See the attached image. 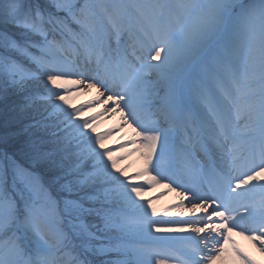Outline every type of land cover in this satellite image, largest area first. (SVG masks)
I'll use <instances>...</instances> for the list:
<instances>
[{"label":"snow or ice","instance_id":"6c2138e0","mask_svg":"<svg viewBox=\"0 0 264 264\" xmlns=\"http://www.w3.org/2000/svg\"><path fill=\"white\" fill-rule=\"evenodd\" d=\"M235 232L264 252V0H0V264H258Z\"/></svg>","mask_w":264,"mask_h":264},{"label":"bare ground","instance_id":"6f19581e","mask_svg":"<svg viewBox=\"0 0 264 264\" xmlns=\"http://www.w3.org/2000/svg\"><path fill=\"white\" fill-rule=\"evenodd\" d=\"M96 95V90L91 89L86 93H83L79 96H75L71 99V103L74 105H79L87 100L92 99ZM102 110L101 105H97L96 107L85 111L84 116L92 115L96 112H100ZM96 123L97 132H105L109 129L116 128L118 125L122 124V118L119 111L114 114L108 113L104 116H101ZM132 137V131L128 127H121L119 131H116L114 135H110L105 139V145L107 147L116 148L118 156L124 155L125 150L120 149L118 145L128 141ZM105 146V147H106ZM134 156L138 154H133ZM130 156H128L129 158ZM127 158V159H128ZM137 161H140L139 155L136 157ZM178 191H167L162 186H156L144 193L145 198H153L154 203L153 206L158 210L159 216H168L176 219H187L188 218V210L184 209V215L179 216L175 215L180 210L175 209L173 206L180 202L181 197L178 196ZM166 193V194H163ZM159 195V198H156ZM169 208L172 209L168 215H165L166 210ZM197 214H199V209L197 210ZM215 219V218H214ZM233 239L236 242V245L243 250V252L247 253L252 259L258 262V264H264V252L259 250L257 244L253 243L251 240L245 238V236H241L238 232L233 233ZM226 248L229 251H226L219 260L215 262V264H240L239 260L231 253V245H227Z\"/></svg>","mask_w":264,"mask_h":264},{"label":"rangeland","instance_id":"374dc122","mask_svg":"<svg viewBox=\"0 0 264 264\" xmlns=\"http://www.w3.org/2000/svg\"><path fill=\"white\" fill-rule=\"evenodd\" d=\"M41 3H44L46 2V0H40ZM12 99H16L15 98H12ZM104 144H105V141H104ZM106 146V145H105ZM107 147V146H106ZM114 149V157H120L118 156L117 154V149L116 148H113ZM138 155L134 156V155H131L128 159H121L118 161V167L120 168H127V171L129 174H132L134 172H136L137 170H139V168L141 167L142 165V160L140 159V161H137L136 160V157ZM152 203H154V199H152ZM157 218H163V219H169L171 217H168V216H158Z\"/></svg>","mask_w":264,"mask_h":264},{"label":"trees","instance_id":"16d2710c","mask_svg":"<svg viewBox=\"0 0 264 264\" xmlns=\"http://www.w3.org/2000/svg\"><path fill=\"white\" fill-rule=\"evenodd\" d=\"M12 98H15V97H12Z\"/></svg>","mask_w":264,"mask_h":264}]
</instances>
